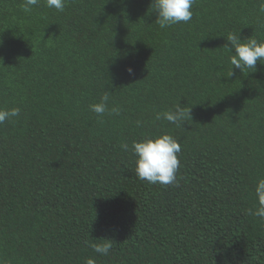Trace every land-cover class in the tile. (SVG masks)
I'll list each match as a JSON object with an SVG mask.
<instances>
[{
    "label": "trees",
    "instance_id": "trees-1",
    "mask_svg": "<svg viewBox=\"0 0 264 264\" xmlns=\"http://www.w3.org/2000/svg\"><path fill=\"white\" fill-rule=\"evenodd\" d=\"M22 3L0 0V109L21 110L0 125V264H264V219L248 214L264 67L229 77L223 47L229 32L264 41L260 0H195L165 29L151 0ZM105 93L118 115L89 110ZM177 104L181 127L155 119ZM163 133L181 144L170 185L140 180L121 148Z\"/></svg>",
    "mask_w": 264,
    "mask_h": 264
},
{
    "label": "clouds",
    "instance_id": "clouds-1",
    "mask_svg": "<svg viewBox=\"0 0 264 264\" xmlns=\"http://www.w3.org/2000/svg\"><path fill=\"white\" fill-rule=\"evenodd\" d=\"M40 3V0H23L21 5L25 13H31L33 8ZM195 0H151L150 8L157 15L156 23L161 29L171 27L181 22L187 23L192 19V6ZM66 0H46V6L54 8L58 12L65 10ZM259 13L264 15V0H260ZM261 27L264 21L258 17ZM225 47L230 53V64L232 69L228 76L235 75V69L242 73L247 68H254L256 71L264 67V41L255 38L241 39V35L229 32L226 36ZM259 62V67H258ZM129 75L135 74L132 66L126 69ZM255 71V72H256ZM109 94L105 93L99 103L89 105V110L99 116L108 114H119L121 109L114 106L108 107ZM20 108L0 109V125L6 121H12L19 117ZM191 109L177 104L174 108L157 112L156 120H166L177 127H181L190 116ZM136 125L142 126V122L137 120ZM122 150L132 152L136 156L135 175L142 181L151 184L170 185L177 183V172L181 167L178 154L181 152V144L177 138L169 133L156 136H144L141 140H133L131 146L128 143L121 144ZM255 197L258 206L253 210L249 209L248 214L264 219V178L258 180L255 187ZM111 239H106L102 244H93V250L103 256L109 255L112 249ZM85 264H96V259L89 257Z\"/></svg>",
    "mask_w": 264,
    "mask_h": 264
}]
</instances>
